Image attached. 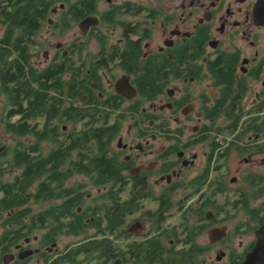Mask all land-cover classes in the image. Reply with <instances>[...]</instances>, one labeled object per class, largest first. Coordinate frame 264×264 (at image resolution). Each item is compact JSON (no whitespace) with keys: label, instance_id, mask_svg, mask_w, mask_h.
Returning a JSON list of instances; mask_svg holds the SVG:
<instances>
[{"label":"flooded vegetation","instance_id":"af4514ba","mask_svg":"<svg viewBox=\"0 0 264 264\" xmlns=\"http://www.w3.org/2000/svg\"><path fill=\"white\" fill-rule=\"evenodd\" d=\"M52 72L56 141L7 133L0 194L34 192L55 152L56 206L0 213V264H264V0H0L1 125L36 114L28 83ZM93 121L112 132V262L92 243Z\"/></svg>","mask_w":264,"mask_h":264},{"label":"trees","instance_id":"16d2710c","mask_svg":"<svg viewBox=\"0 0 264 264\" xmlns=\"http://www.w3.org/2000/svg\"><path fill=\"white\" fill-rule=\"evenodd\" d=\"M31 4H34V2L32 1V3H29L27 6L21 8L22 10L20 11V14L24 15L25 13H30L32 8ZM57 74L58 70L56 69V75ZM48 79L53 81L51 85H46ZM60 81L61 79L57 76L54 79L53 72L49 77L46 75V79L42 83L44 86V91L38 93L37 89L40 88V86L38 85L36 87L35 84H31L29 82L27 86L29 94L31 95L32 93L36 92V95H38V97H36L33 101V108L36 109L35 111L38 115H30L29 117L24 116L21 118L22 121H16L13 123L9 122V118H3L2 125L5 132L23 137L28 130L34 131L36 129L35 127L43 125V129L35 130L36 135L38 134L37 138L39 140L51 141L54 143L56 141V115H54L56 112L55 92L57 89L60 88L62 90L63 88ZM39 118H42L44 121L39 122L37 120ZM18 124H21L19 128L16 127ZM95 124V121H93L94 126ZM28 127H30V129H28ZM111 135L112 132L110 129H106L102 126H95V128H93L91 131V137L86 136L79 138V140L83 142H88L89 139H91L93 143L91 166L96 177L92 178L90 181L92 186L95 188L107 187L106 200L108 201H103V204L101 205V210L105 214L102 216L98 215L100 214L98 211L91 209L94 210L92 215L96 216V219L91 222V227H95L96 230L95 233H93V237H95V239L92 240V243L95 244L94 247L96 248L98 246L95 251L103 254L105 253V256L109 262H112L113 258H115L117 255L116 235L118 230V215H120L118 197L115 190L118 183L116 166L113 164L114 159L106 156L103 147L105 140ZM54 153H51L44 158L43 166L45 167V178L43 181H34L36 183L34 192L29 191L30 193L27 195L28 185H30V183L33 181H29L27 183L23 181L17 183V181H14L11 185L7 184L6 191L0 194V213H8L11 210H14V213H11L9 217L7 216L8 220H11L14 225L17 223L19 224L20 221L23 220V217L25 216V209L23 206L29 202L31 204L56 206V178L54 175L55 169L53 166V169L47 168L49 163L52 165L55 160V157H53ZM80 204L81 202L79 198H77L73 203L74 206H79ZM133 209V203L126 202L122 209L126 218L129 215H132ZM44 214L46 219L48 218V215L54 218L49 219V221H56V211ZM104 224L105 227L103 228L102 225ZM95 251L93 250L92 252L94 253Z\"/></svg>","mask_w":264,"mask_h":264},{"label":"rangeland","instance_id":"374dc122","mask_svg":"<svg viewBox=\"0 0 264 264\" xmlns=\"http://www.w3.org/2000/svg\"><path fill=\"white\" fill-rule=\"evenodd\" d=\"M11 139H12V137L10 136V134H7V133L5 132V130H4V128H3V125H1V118H0V141H1L2 143H7V142H9ZM239 165H240V161H239L238 159H234V160H233V163H232V167H233V166L238 167ZM90 190H91V192L96 193L97 188L91 186V189H90ZM257 203H258V204H262V203H264V199H263L262 201H261V200H258Z\"/></svg>","mask_w":264,"mask_h":264},{"label":"water","instance_id":"95a60500","mask_svg":"<svg viewBox=\"0 0 264 264\" xmlns=\"http://www.w3.org/2000/svg\"><path fill=\"white\" fill-rule=\"evenodd\" d=\"M4 149V147H1L0 146V152L2 151ZM261 240H263V238L261 239ZM263 243H264V241H263ZM262 245L261 244H259V247H261ZM258 250V249H257ZM261 252V251H260ZM256 253V252H255ZM251 256L252 255H250L249 256V259H247L243 264H249L250 263V260H251ZM251 264H252V262H251Z\"/></svg>","mask_w":264,"mask_h":264}]
</instances>
